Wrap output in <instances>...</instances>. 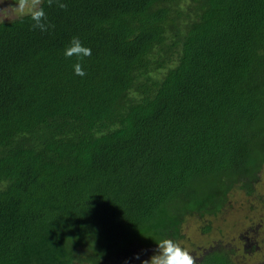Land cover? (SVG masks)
I'll return each instance as SVG.
<instances>
[{
	"label": "trees",
	"instance_id": "1",
	"mask_svg": "<svg viewBox=\"0 0 264 264\" xmlns=\"http://www.w3.org/2000/svg\"><path fill=\"white\" fill-rule=\"evenodd\" d=\"M16 2L0 1V264H130L252 190L264 0H43L47 32ZM73 36L91 56L64 55Z\"/></svg>",
	"mask_w": 264,
	"mask_h": 264
},
{
	"label": "rangeland",
	"instance_id": "2",
	"mask_svg": "<svg viewBox=\"0 0 264 264\" xmlns=\"http://www.w3.org/2000/svg\"><path fill=\"white\" fill-rule=\"evenodd\" d=\"M1 1V0H0ZM207 224V229H201ZM182 237L177 240L195 257L202 249L223 246L231 250L234 264H264V164L249 193L232 188L215 213L185 215ZM157 246L133 253L130 264H141L156 254ZM139 255V259L134 257Z\"/></svg>",
	"mask_w": 264,
	"mask_h": 264
},
{
	"label": "clouds",
	"instance_id": "3",
	"mask_svg": "<svg viewBox=\"0 0 264 264\" xmlns=\"http://www.w3.org/2000/svg\"><path fill=\"white\" fill-rule=\"evenodd\" d=\"M43 0H17L16 6L13 10L21 15H29L33 21L32 28L41 32H47L50 28L55 26L47 21V16L42 5ZM47 4L55 6L61 10L67 9V4L63 0H47ZM91 49L83 46L81 40L73 36L69 45L64 50L66 57L76 56L78 58L91 56ZM74 74L78 76H85L86 73L82 65L77 62L73 65ZM157 251L147 260H142L141 264H197V257L193 256L191 252L183 247L179 242L165 238L156 242ZM139 259V255L134 257Z\"/></svg>",
	"mask_w": 264,
	"mask_h": 264
}]
</instances>
